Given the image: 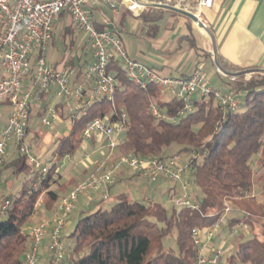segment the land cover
Returning a JSON list of instances; mask_svg holds the SVG:
<instances>
[{"label": "trees", "instance_id": "trees-1", "mask_svg": "<svg viewBox=\"0 0 264 264\" xmlns=\"http://www.w3.org/2000/svg\"><path fill=\"white\" fill-rule=\"evenodd\" d=\"M139 16L148 34L155 35L160 10L144 7ZM95 24L98 30L109 29L106 23ZM116 31L122 39L120 31ZM191 44L196 48L193 41ZM108 69L118 83L112 100L103 97L87 104L79 114H70L69 133L59 139L53 150L57 161H51L44 174L36 170L25 177L15 196L2 195L11 200V205L0 221V264H25L23 255L30 245V235L22 228L33 216L40 198L45 210L54 211L59 193L68 186L61 181V161L77 150L81 130L94 118L109 115L114 119L122 112L127 115V125L121 154L186 157L191 196L198 209L172 206L167 214L163 201L145 198L146 203L131 199L125 192L102 208L99 205L105 197L100 198L95 203L98 207L79 215L71 232L65 235L73 239V244H64L66 254L61 264H196L198 244L192 230L214 225L223 213L225 201L234 203L230 206L232 213L222 222L211 245L217 246L219 231L230 234L240 222L248 224L245 233L249 236L238 238L235 252L225 261L221 258L220 264H264V173L254 178L264 168V71L253 72L247 79L242 71L233 74L227 90L239 93L235 110L224 111L213 94H206L194 96L192 110L184 113L183 101L173 95L164 96L157 85L149 84L142 90L130 82L118 60H112ZM150 103L159 107L163 118L152 114ZM25 162L24 155L18 154L1 166L4 169L18 165L19 170ZM256 183L260 192L251 196ZM174 188L169 190L170 200L179 194ZM256 201L259 205H255ZM152 216L162 217L163 225L159 226ZM49 224L52 227V221ZM173 232L176 250L166 249L163 240ZM65 236L62 234V239ZM43 264H54L50 255Z\"/></svg>", "mask_w": 264, "mask_h": 264}, {"label": "built area", "instance_id": "built-area-1", "mask_svg": "<svg viewBox=\"0 0 264 264\" xmlns=\"http://www.w3.org/2000/svg\"><path fill=\"white\" fill-rule=\"evenodd\" d=\"M134 2L135 0H0V103L7 102L10 106L7 121L0 129V166L5 162V153L13 148L18 154L24 155L36 170L44 174L51 161L38 160L25 141L30 126L33 86H37L39 93H47L54 87L57 97L66 102L75 100L79 103L77 109L79 114L80 110L91 102L103 97L112 100L118 85L115 74L108 69L112 60H118L127 79L138 88L146 90L149 84L157 85L162 92L169 91L178 100H182L181 112L192 110L191 103L196 89L199 91L198 95L213 94L224 111L237 108L239 93L232 90L222 91L210 86L202 64L187 76H165L144 62L129 56L115 29H96L93 5L104 4L113 11L123 7L130 10L139 9L133 6ZM198 5L211 7L212 0H198ZM62 14L69 17V29L72 33L82 36L92 54L91 61L84 65L79 75L69 63L57 67L45 59L54 26ZM194 23L198 26L197 22ZM34 53L35 60L32 63ZM28 75L31 77L32 88L24 89L22 80ZM150 110L157 118L164 117V113L153 103H150ZM56 117L55 108L50 106L41 121L45 125H51ZM126 120L125 112L114 119L106 115L92 119L81 130L80 135L83 139L96 135L103 136L108 152L98 168L59 198L51 219L52 227L47 243L54 264H61L65 258L62 234L78 196L111 184L113 173L121 167L134 170L149 180L163 176L175 184L179 183L180 193L174 197V203L181 207L198 209V204L191 197L189 182L183 179L188 167L186 158L182 162L176 157L155 155L140 157L125 154L110 168L102 169L121 142L122 133L127 125ZM253 194L251 191L249 195ZM10 205L11 200L0 196V214H5ZM230 208L225 204L220 219L211 227L192 230V238L198 244L196 264H220L224 250L221 246H212L211 243L222 222L226 221ZM48 225L49 220H42L30 227L31 241L23 255L25 264H36ZM248 229L247 223L240 222L234 225L230 234L238 235Z\"/></svg>", "mask_w": 264, "mask_h": 264}, {"label": "crops", "instance_id": "crops-1", "mask_svg": "<svg viewBox=\"0 0 264 264\" xmlns=\"http://www.w3.org/2000/svg\"><path fill=\"white\" fill-rule=\"evenodd\" d=\"M184 4L187 5L188 10L194 12L203 21L211 35L202 27L197 26L190 18L178 12L158 7H152L160 10V20L157 22L158 28L153 36L148 34L146 24L139 16L142 8L130 10L123 7L113 11L104 4H95L92 7L93 21L94 24L95 21L106 23L109 29L120 31L127 54L139 59L165 76H187L192 74L199 64H202L207 74L209 85L213 88L227 91V83L234 77L233 74L242 71L244 72L242 76L247 79L253 72L264 71V2L262 0H212V5L208 8L199 6L198 0H186ZM133 6L141 7L136 4ZM79 35L72 33L69 29V17L66 14H62L54 26L52 41L49 43L45 54L46 61L57 67H61L64 63H69L75 69L76 74L79 75L84 65L92 59L89 47ZM191 41L195 43L197 49L192 46ZM213 53H216L218 63L223 70L215 66ZM35 54L32 56V63H34ZM207 68L217 74L219 78H222V87L219 86V83L213 81L212 78L210 79ZM22 86L24 89L32 88L30 75L23 78ZM37 89V86L32 88L34 98L31 103L30 126L25 141L38 140L40 137L38 125L43 124L41 118L47 112L48 107L53 106L55 108L57 117L52 122L56 123L58 119L64 118V112L68 110V103L70 102L57 97L54 87H51L47 93H39ZM2 106H9V104L7 102L0 103V108ZM9 112L10 109L5 112L0 111V129L5 125ZM65 128L67 133L65 132L63 136L69 133V121ZM54 133L55 135L59 134L58 131H54ZM80 138L79 147L82 148L83 152L92 149V153H97L101 146H98L100 143L97 144L93 141L95 139L101 140V145H105V139L101 135H96L89 139H83L80 135ZM54 139L57 140L58 136ZM84 140H88V144L82 143ZM123 142L124 135L121 136L118 149ZM10 149L14 150L13 148ZM37 149L43 153L46 151V148ZM76 152L77 150L74 154L63 158L67 160L68 164L66 168L61 166V181L67 182L68 186L59 193L60 197L83 180L89 172L98 168L102 162L99 161L100 159L92 160L89 153H85L79 161ZM118 153L119 155L121 154L120 149ZM118 156L114 155L108 158L102 169L109 168L111 164L117 161L115 159ZM182 158L184 157L182 156ZM48 160H56L53 151ZM9 162L6 163L5 161V164ZM84 162L86 167H83L85 165ZM2 168L1 166L0 176L7 167ZM131 171L126 167H121L115 172L118 178L117 181L113 178V182L105 188L94 189L80 194L63 230V235H68L73 229L77 217L90 211L93 204L100 198H108L113 193L117 196V194L124 192L126 188H129L132 195L135 196L134 198L138 199L144 194L143 191L149 193L150 189L158 192L159 200L163 195L167 197L170 188L173 186L176 192L180 193V184L178 183L164 188L163 181L168 179L163 176H158L155 180H151V183L147 182L149 185L145 186L144 182L146 180L144 179L146 178ZM187 173L183 176L185 181H189ZM136 177L139 180L133 179ZM126 181H129L128 185H124ZM52 188H55V185ZM143 198L145 199V197ZM41 201L42 198L36 204L31 219L34 218V223L42 220H49L50 223L58 203H56L54 211L50 212L44 209ZM50 228L51 224L46 229L45 237L39 250V258L41 260H47L49 256L47 237ZM229 235L224 230L219 231L216 241H218L217 246H221L223 250L229 244L228 251H231L230 254H232L236 248L232 241L228 243ZM225 251L222 261L227 258Z\"/></svg>", "mask_w": 264, "mask_h": 264}, {"label": "rangeland", "instance_id": "rangeland-1", "mask_svg": "<svg viewBox=\"0 0 264 264\" xmlns=\"http://www.w3.org/2000/svg\"><path fill=\"white\" fill-rule=\"evenodd\" d=\"M35 1H37V0H35ZM146 1H156V2H163V3L164 2H167L169 4L178 5L180 7H183V8L188 9L187 5L184 4V1H186V0H146ZM139 8H144V7H139ZM137 9L138 8H135L134 10H137ZM79 37L82 38V36H80V35H79ZM207 73L209 74L210 79L212 78L213 81H216L217 83L220 84L219 86L222 87V78H219V76L217 74H215L213 71H210L209 68H207ZM198 92H199L198 89H196L194 95L197 96L198 95ZM171 95H172V93L169 92V91L164 93V96H166V97H169ZM68 104H69V106L67 108L68 110H66L64 112V118L58 119V121L56 123H53L52 122L53 124H51V125H46L45 126L43 124H39L38 125V130L40 132V137L38 138V140H36V141H31V140L30 141H27V143L31 147L32 154L38 160H40L41 162L50 161V160H48V158L50 159V156H51V153H52L54 147L58 143L59 139L61 137H63L64 133L65 132L67 133V131L65 130L66 129L65 128V125L69 121L70 114H72V115H75L76 114L77 115V109L79 108L78 107L79 103L76 102L75 100H70V102ZM9 109H10V106H5V107L2 106L0 108V111H4L5 112V111H7ZM54 131H58L59 134L55 135ZM123 135H124V133H122V136ZM56 136H58V139L57 140L54 139ZM28 138H30V137H28ZM93 141H95L97 144L100 143V144H98V146H101V147H99L100 149L97 151V153H92V149H88L87 151L83 152L82 148L78 146L76 155L79 158L78 159L79 161H80V158H83V155H85V153H89L92 160H99V159H100L99 161L105 160V157L107 155L108 149L105 147V145H101L102 144L101 143L102 142L101 140H96L95 139ZM89 142H91V141H89ZM82 143L88 144V140H84V141H82ZM37 148H40V149L41 148H46V151L43 153V152H40ZM119 149H120V146H119ZM119 149L118 148L117 149H114L113 152H112V156H114V155L118 156L119 155V153H118V150ZM17 155H18V153L16 152V150L9 149L5 153V155H4V160L7 163L12 158L16 157ZM122 155L123 154L119 155L115 160L118 161L119 158H120V156H122ZM185 158L186 157L179 158V160L182 161ZM51 161H53V160H51ZM182 162H184V161H182ZM67 164H68L67 163V160H65V159H63V161H61V166L63 168H66V165ZM254 166H255V164H254ZM17 167H19V166L18 165L17 166L16 165H9L6 168V170H4L2 172V174L0 176V196H2V195L15 196L19 192L20 187L22 185V182H23L24 178L33 175V173L36 171V168L34 167V165L32 163L28 162L27 160H26L24 166L21 169L18 170ZM105 169H108V167H106ZM186 171H187V169L185 170L184 174L186 173ZM262 172L264 173V168L259 169L257 171V173L255 174L254 178L256 179ZM116 176H117V174L116 173H113L112 178H115L116 181H117L118 178ZM133 179L139 180L137 177L136 178H133ZM144 180H146V182H144L145 183L144 184L145 186L146 185H149L148 183H151V180H149V179H144ZM163 182H164V188H167L171 184L172 185L175 184V183L171 182L170 180L168 181L166 179H164ZM117 183H119V182H117ZM128 184H129V181H126L124 185H128ZM144 188L146 189V187H144ZM254 189H255V190H253L254 193L260 192L259 191V184L256 183L254 185ZM124 192L131 199H138V198H134L135 196L132 195V192H130V189L129 188H126ZM143 193L144 194L139 199H142L146 203L148 201L145 200L143 197H145L147 199H150L152 201H156V202L163 201L165 203V210H166L167 214L171 212L172 206H174L175 209H179L180 208V206H178V205H176L174 203L173 199L168 201V198L165 195H163L162 198L159 200V195L157 194L158 192L157 191L154 192L153 189H150L149 193H147V191H143ZM191 197L194 199L193 196H191ZM116 199L117 198H116V195L114 193L113 194H110V196L108 198L105 197L104 203L100 204L99 206H101L102 208H107L109 206V204L115 202ZM259 200H260V196L258 195V201ZM258 201L255 202V205H259V202ZM225 204H228L231 207H233V205H234V203L231 202V201H225L224 205ZM39 207H41V205H39ZM97 207H98V205H96L94 203L93 206L90 209L91 210H94ZM231 213H232V210H230V212L227 213V215H230ZM4 218H5V214H0V221L2 219H4ZM152 220H155L159 226H162L163 225L162 217L152 216ZM34 221H35L34 218L30 219V221H28L26 224H24L22 230L24 232H29L30 227L32 225L36 224V223H34ZM229 236H230V238L228 237L229 238L228 243H230L232 241L234 243V245H235V248H236L237 247V240H238V238H243L244 239V238L248 237L249 234L244 232V233H242L239 236L233 235V234H230ZM29 240L31 241L30 238H29ZM63 242H64L65 245H69L70 246V245L73 244V239L71 237H64L63 238ZM228 245H226L225 248H224V250H226L225 253H226L227 256L231 255L230 254L231 251H228ZM163 246L166 249L176 250V243H175V235H174V232L171 233V234H169L167 237L164 238V240H163ZM45 261L46 260H41L38 257L36 264H43ZM235 264H241V263L236 262Z\"/></svg>", "mask_w": 264, "mask_h": 264}, {"label": "water", "instance_id": "water-1", "mask_svg": "<svg viewBox=\"0 0 264 264\" xmlns=\"http://www.w3.org/2000/svg\"><path fill=\"white\" fill-rule=\"evenodd\" d=\"M135 2L137 4H139L141 7H158V8H165V9H169V10L178 12V13L190 18L192 21L197 22L198 26L202 27L203 29H205L208 32V34H210L209 30L207 29V27L203 23V21L200 20L194 12H192L186 8H183V7H180L177 5H172L169 3L156 2V1L135 0ZM110 27H112V26H110ZM213 59H214L215 65L218 67V69L221 70L220 65L218 63V60H217V57H216V53H213Z\"/></svg>", "mask_w": 264, "mask_h": 264}, {"label": "bare ground", "instance_id": "bare-ground-1", "mask_svg": "<svg viewBox=\"0 0 264 264\" xmlns=\"http://www.w3.org/2000/svg\"><path fill=\"white\" fill-rule=\"evenodd\" d=\"M134 4H136V3L134 2Z\"/></svg>", "mask_w": 264, "mask_h": 264}]
</instances>
